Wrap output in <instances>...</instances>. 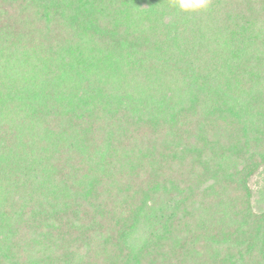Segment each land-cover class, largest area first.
<instances>
[{
	"label": "trees",
	"instance_id": "1",
	"mask_svg": "<svg viewBox=\"0 0 264 264\" xmlns=\"http://www.w3.org/2000/svg\"><path fill=\"white\" fill-rule=\"evenodd\" d=\"M0 264H264V0H0Z\"/></svg>",
	"mask_w": 264,
	"mask_h": 264
},
{
	"label": "clouds",
	"instance_id": "2",
	"mask_svg": "<svg viewBox=\"0 0 264 264\" xmlns=\"http://www.w3.org/2000/svg\"><path fill=\"white\" fill-rule=\"evenodd\" d=\"M210 0H178V8L182 12H195L207 9Z\"/></svg>",
	"mask_w": 264,
	"mask_h": 264
}]
</instances>
